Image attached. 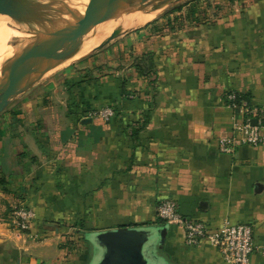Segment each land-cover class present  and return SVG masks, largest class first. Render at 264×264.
<instances>
[{"label": "crops", "instance_id": "1", "mask_svg": "<svg viewBox=\"0 0 264 264\" xmlns=\"http://www.w3.org/2000/svg\"><path fill=\"white\" fill-rule=\"evenodd\" d=\"M215 4L202 18L181 9L172 29L134 33L124 56L93 57L31 89L26 135L0 128V264H92L86 233L165 224L155 209L167 199L211 230L225 219L250 225L249 264H264V144L231 154L218 147L239 119L229 93L264 106V0ZM145 55L154 96L133 66ZM106 105L115 112L108 121L84 116ZM19 206L35 214L24 233L7 223ZM156 255L162 264H226L207 242L185 245L177 225H167Z\"/></svg>", "mask_w": 264, "mask_h": 264}, {"label": "water", "instance_id": "2", "mask_svg": "<svg viewBox=\"0 0 264 264\" xmlns=\"http://www.w3.org/2000/svg\"><path fill=\"white\" fill-rule=\"evenodd\" d=\"M50 1L66 7L67 10L61 13L57 19L45 20L50 27V33L48 40L43 45L36 47L29 45L25 48L21 45L16 46L21 51L18 53L19 57L15 58V63L21 65L12 79L0 85V114L9 107L16 96L27 91L36 81L65 60L64 56L69 51L68 38L76 31L120 15L149 14L161 5L167 6L181 0H156L157 5L153 8L141 7L151 0ZM98 50L89 53L87 56ZM252 123L255 124V120ZM45 225L50 228L56 227L51 223H45ZM166 230L167 224H162L145 227H120L113 230L86 233L85 238L95 252L91 263L162 264L156 255V251L163 245Z\"/></svg>", "mask_w": 264, "mask_h": 264}, {"label": "built area", "instance_id": "3", "mask_svg": "<svg viewBox=\"0 0 264 264\" xmlns=\"http://www.w3.org/2000/svg\"><path fill=\"white\" fill-rule=\"evenodd\" d=\"M238 94L231 92L226 97L227 106L238 114L231 126V134L219 139L218 147L222 153L231 154L242 146L260 147L264 144V106H255L240 100ZM90 118L108 121L114 116L111 107L95 110ZM255 120V124L252 121ZM157 217L167 225L180 226L184 233V244L196 246L207 242L215 247L226 264H249L250 256L257 247L253 242L252 227L244 223H231L223 220L214 230L203 222L183 216L172 200L161 201L155 209ZM10 228L24 233L29 230L35 218L33 210L26 206L13 208L8 216Z\"/></svg>", "mask_w": 264, "mask_h": 264}, {"label": "rangeland", "instance_id": "4", "mask_svg": "<svg viewBox=\"0 0 264 264\" xmlns=\"http://www.w3.org/2000/svg\"><path fill=\"white\" fill-rule=\"evenodd\" d=\"M189 1H192V3L190 4V6H184L182 8L183 9L182 11L184 12L181 15L188 13V11L191 10L192 8L194 9V11L198 12L199 18H202L203 17L202 13H203L204 8H209L212 5L213 6L220 5V4L218 5L215 4L217 0H181L180 2L157 8L155 11L149 14L131 13V14L125 15L121 23L123 26H127L128 29H126L124 32L120 34H117L114 40H112L111 42H108V43H104L101 41L96 42L97 43L96 46L92 50H90L89 53L96 51L104 47L105 45L109 44L108 46H105V48H102L92 54L94 55V57L98 56V60L96 61H101L102 63L107 64V62L110 61L111 59L114 60L120 55L124 56V51H126V48L128 49L131 43L138 41L134 33H138L140 30L137 32H134L135 29L143 28L144 27L143 25H145L146 23H151L150 25H155L156 27L165 26L164 23L167 18L166 17L167 11H169L170 9L174 7L185 5V3H188ZM155 6H156V3H146L141 7L142 8L143 7L153 8ZM168 17L170 18L175 17V14L174 15L172 14ZM181 17L182 18L180 20V23L188 22L187 17L185 16H181ZM14 23H15L14 25L0 28V69L2 66L8 65V64L11 65L10 69L13 67H16L12 71V74L6 77L7 78L6 82L12 79L13 74L16 73L17 67L21 65L19 63H15V58L19 57L18 53L21 51L20 49H17L16 46L21 45L23 46V48L29 46V43L28 44L23 43L19 37L20 22L18 21V19ZM44 23H46L47 25L46 21ZM110 29L111 28L90 33L81 39L73 41L72 43H75V45H78L81 48L86 47L92 44L93 41L95 42V40H97V38H99L103 34L109 32ZM87 55L88 54H86V57L78 56L74 60L66 61L67 63L64 66L52 70L53 72L51 71L47 73L46 76L44 75L42 78L36 81L35 84L32 87H30L27 91H25L19 96H16V98H14L11 101L9 107L3 113L0 114V128L9 131L11 135L13 134L15 135L19 133L21 134L23 133L26 135L27 131L30 129L29 125L31 124V102H33L34 100L33 98H35L38 95V92H36V90L33 91L31 89L32 88L35 89L34 87H41L43 84H40V83L44 81H48L49 79H51L52 77H55L58 74L61 75L60 73H64L71 68H74V67L88 68L95 61V59L94 61H92L93 56L90 58H87ZM72 71L73 70H71V72ZM0 76H1V73H0ZM59 87L60 86L57 83H55V88L57 90L59 89ZM50 93H51L54 103L59 104L60 96H61L60 93L59 92L58 93L50 92ZM106 107H111V106L106 105V106H101L99 108H95L92 110L91 109L87 110L84 116L90 118L89 116L90 113H92L95 110L99 111ZM12 111H19L20 113L19 116L18 117L13 116L11 114Z\"/></svg>", "mask_w": 264, "mask_h": 264}, {"label": "bare ground", "instance_id": "5", "mask_svg": "<svg viewBox=\"0 0 264 264\" xmlns=\"http://www.w3.org/2000/svg\"><path fill=\"white\" fill-rule=\"evenodd\" d=\"M146 3H156L157 5L156 0H151ZM160 7H163V5L158 8ZM66 10V7L53 3L50 0H0V28L14 25V22L18 19L20 22L19 37L21 41L25 44L29 43L31 47L41 46L48 40L50 33V27L44 23L45 20L57 19L59 15ZM124 17L125 15H120L116 18L76 31L68 38L69 51L64 56L65 60L54 69L64 66L67 63L66 61L74 60L78 56H86V54H89L90 50L96 46V42L101 41L108 43L114 40L117 34L128 29L127 26H123L121 23ZM108 28H111L109 32L103 34L97 38L95 42L93 41L92 44L86 47L81 48L78 45H75V43H72L90 33L106 30ZM10 66L11 65L8 64L1 67L0 85L6 83V77L11 75L14 68H16L13 67L10 69ZM19 68L20 66L17 67L16 73ZM15 74H13V76Z\"/></svg>", "mask_w": 264, "mask_h": 264}, {"label": "trees", "instance_id": "6", "mask_svg": "<svg viewBox=\"0 0 264 264\" xmlns=\"http://www.w3.org/2000/svg\"><path fill=\"white\" fill-rule=\"evenodd\" d=\"M192 3V1H189L188 3H185V5H180L178 7H174L172 9H170L169 11H167V14H166V21H165V25L169 26L170 29H172V20L170 17V15L180 11L184 6H190V4ZM192 7V6H191ZM196 11H194V9L191 8V11L190 13L191 14H194ZM174 19V18H173ZM151 23H148L147 25H145L143 28H145L146 26L150 25ZM141 28V29H143ZM140 28L139 29H135L134 32H137L139 30H141ZM94 57V55H89L87 56V58H90V57ZM133 66L135 67L136 71H137V74L139 77L141 78H146L148 79V88L150 91L153 92V96L155 95L156 93V88H155V82H156V78L154 77L156 75V71L154 70V66L152 64V58L150 55H145V56H138L135 58L134 60V64ZM122 95L127 98L131 93L126 91L124 89V86H122ZM239 96V95H238ZM153 98V97H151ZM240 100H244V99H247L248 97L247 96H239L238 97ZM111 108L113 109V107L111 106ZM114 111V109H113ZM19 113V111H12L11 114L13 116H17V114ZM115 114V112H114ZM4 134V132L2 130H0V137ZM1 184H4L3 181L0 180V185Z\"/></svg>", "mask_w": 264, "mask_h": 264}]
</instances>
